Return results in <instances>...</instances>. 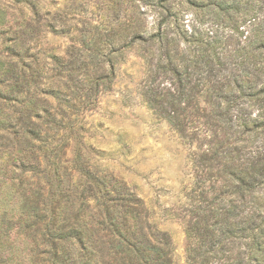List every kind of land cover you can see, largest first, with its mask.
Instances as JSON below:
<instances>
[{
	"label": "trees",
	"instance_id": "trees-1",
	"mask_svg": "<svg viewBox=\"0 0 264 264\" xmlns=\"http://www.w3.org/2000/svg\"><path fill=\"white\" fill-rule=\"evenodd\" d=\"M96 5V16L65 5L44 21L39 2L31 16L0 6V264H175L169 231L100 170L85 134L131 50L145 65L142 101L190 148L185 201L166 209L184 225L186 262L264 264V7ZM42 29L70 46L29 53Z\"/></svg>",
	"mask_w": 264,
	"mask_h": 264
},
{
	"label": "rangeland",
	"instance_id": "rangeland-1",
	"mask_svg": "<svg viewBox=\"0 0 264 264\" xmlns=\"http://www.w3.org/2000/svg\"><path fill=\"white\" fill-rule=\"evenodd\" d=\"M39 2L43 21L53 17L65 5H81L76 17H91L99 13L96 0H0V6L12 11L20 7L31 16L33 3ZM264 7V0H259ZM95 13V14H94ZM187 26L195 21L186 15ZM150 21H153L150 17ZM245 28H250V26ZM49 29V28H48ZM38 53L46 46L65 51L70 35H54L41 30ZM145 75V65L135 50L127 51L118 65L117 77L110 91L98 96L97 105L84 115L86 137H90L97 151L93 154L100 170L120 177L132 190L151 205L153 218L171 234L175 264H188L185 259V231L183 223L168 216L166 209L173 203L185 201V190L191 175L190 148L165 120H159L142 101L139 82Z\"/></svg>",
	"mask_w": 264,
	"mask_h": 264
}]
</instances>
